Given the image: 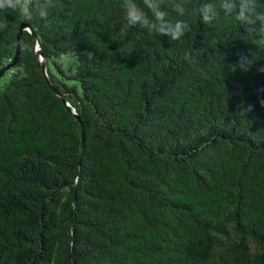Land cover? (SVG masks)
<instances>
[{
    "label": "trees",
    "instance_id": "16d2710c",
    "mask_svg": "<svg viewBox=\"0 0 264 264\" xmlns=\"http://www.w3.org/2000/svg\"><path fill=\"white\" fill-rule=\"evenodd\" d=\"M40 4L0 12V70L27 23L64 101L23 31L0 88V264H264V0Z\"/></svg>",
    "mask_w": 264,
    "mask_h": 264
},
{
    "label": "clouds",
    "instance_id": "9594fccd",
    "mask_svg": "<svg viewBox=\"0 0 264 264\" xmlns=\"http://www.w3.org/2000/svg\"><path fill=\"white\" fill-rule=\"evenodd\" d=\"M12 10L18 12V14L26 21H31L33 15H38L40 18L46 16V13L42 11L40 0H0V12ZM138 17L132 16L135 20ZM7 26V18H0V29H4ZM180 35L179 24L177 25V31L173 33V38H178ZM264 71V69H261Z\"/></svg>",
    "mask_w": 264,
    "mask_h": 264
},
{
    "label": "water",
    "instance_id": "95a60500",
    "mask_svg": "<svg viewBox=\"0 0 264 264\" xmlns=\"http://www.w3.org/2000/svg\"><path fill=\"white\" fill-rule=\"evenodd\" d=\"M23 31H27L31 36H32V39H33V43H34V46H33V51H34V54L36 57L39 58L40 60V63H41V70H42V73H43V76L49 86V88L62 100L64 101V98L62 95H60L56 90L55 88L52 86L50 80H49V77H48V74H47V71H46V58L42 55L41 53V50H40V47H39V44L37 42V39H36V35L34 34L32 28L27 24V23H22L19 27V30H18V35H17V46H16V55H15V58L14 60L12 61V63L10 65H7L5 67H3L1 70H0V79L1 77L5 74V72H7L11 66H13L15 63H16V60H17V56L19 55L20 53V46H19V39L22 35V32ZM68 105V104H66ZM74 117L78 119V116L76 115L75 111L73 110L72 111ZM82 131V146H81V154H80V158H79V161H81V158H82V151H83V148H84V134H83V129H81Z\"/></svg>",
    "mask_w": 264,
    "mask_h": 264
},
{
    "label": "rangeland",
    "instance_id": "374dc122",
    "mask_svg": "<svg viewBox=\"0 0 264 264\" xmlns=\"http://www.w3.org/2000/svg\"><path fill=\"white\" fill-rule=\"evenodd\" d=\"M72 59V57L68 56V55H64L61 56L60 58V62L64 65V68H74L75 67V62L72 63L70 62V60ZM9 80V74L5 73L4 76L1 77L0 79V88L7 83Z\"/></svg>",
    "mask_w": 264,
    "mask_h": 264
}]
</instances>
